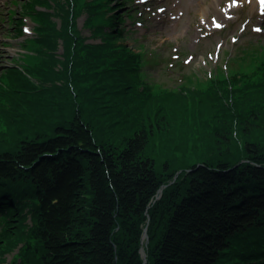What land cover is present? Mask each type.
Returning <instances> with one entry per match:
<instances>
[{"label":"trees","instance_id":"trees-1","mask_svg":"<svg viewBox=\"0 0 264 264\" xmlns=\"http://www.w3.org/2000/svg\"><path fill=\"white\" fill-rule=\"evenodd\" d=\"M114 1L32 8L51 53L12 70L0 103V223L22 228L19 264H264V61L154 91Z\"/></svg>","mask_w":264,"mask_h":264},{"label":"rangeland","instance_id":"rangeland-1","mask_svg":"<svg viewBox=\"0 0 264 264\" xmlns=\"http://www.w3.org/2000/svg\"><path fill=\"white\" fill-rule=\"evenodd\" d=\"M37 2L0 0V103L8 99L12 70L23 73L51 53L34 33L38 14L32 8H45L36 7ZM110 2L111 7L118 5ZM259 4L253 6L252 0H123L112 12L121 14L122 37L116 38L142 54L146 81L154 91H162L206 88L217 77L260 65L264 61V4ZM88 15L82 13L77 25L88 41L99 40L85 25ZM12 227L3 235L0 223V264H19L23 242L16 232L22 228ZM8 238L12 242L6 246Z\"/></svg>","mask_w":264,"mask_h":264},{"label":"water","instance_id":"water-1","mask_svg":"<svg viewBox=\"0 0 264 264\" xmlns=\"http://www.w3.org/2000/svg\"><path fill=\"white\" fill-rule=\"evenodd\" d=\"M162 193V189L159 190L158 195H157V199L160 198ZM144 238H146V243L148 242V233H147V228H145V232H144ZM143 255L146 256V253L144 252V250H142ZM146 260V259H145Z\"/></svg>","mask_w":264,"mask_h":264},{"label":"bare ground","instance_id":"bare-ground-1","mask_svg":"<svg viewBox=\"0 0 264 264\" xmlns=\"http://www.w3.org/2000/svg\"><path fill=\"white\" fill-rule=\"evenodd\" d=\"M252 1H253V6H255L256 4L260 6L259 4L260 0H252ZM262 7L264 8V5H262Z\"/></svg>","mask_w":264,"mask_h":264},{"label":"snow or ice","instance_id":"snow-or-ice-1","mask_svg":"<svg viewBox=\"0 0 264 264\" xmlns=\"http://www.w3.org/2000/svg\"><path fill=\"white\" fill-rule=\"evenodd\" d=\"M262 2H264V0H262ZM215 26L219 28V27H221L222 25H220V24H216ZM25 31L27 32L28 29H25ZM256 31H260V29H256Z\"/></svg>","mask_w":264,"mask_h":264}]
</instances>
